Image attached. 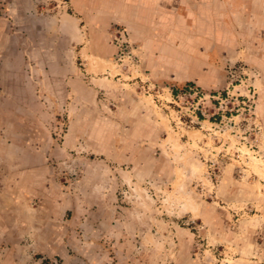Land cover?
<instances>
[{"label": "rangeland", "instance_id": "rangeland-1", "mask_svg": "<svg viewBox=\"0 0 264 264\" xmlns=\"http://www.w3.org/2000/svg\"><path fill=\"white\" fill-rule=\"evenodd\" d=\"M0 264H264V0H0Z\"/></svg>", "mask_w": 264, "mask_h": 264}]
</instances>
